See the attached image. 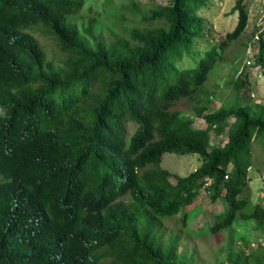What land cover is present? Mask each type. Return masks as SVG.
I'll return each instance as SVG.
<instances>
[{"label": "trees", "instance_id": "obj_1", "mask_svg": "<svg viewBox=\"0 0 264 264\" xmlns=\"http://www.w3.org/2000/svg\"><path fill=\"white\" fill-rule=\"evenodd\" d=\"M87 1L0 0V264H197L178 252L179 233L163 240L164 222L180 217L185 228V208L207 180L211 201L222 203L210 233L243 227L216 264H264V245L252 249L244 227L264 231V198L252 205L244 195L252 144L264 152V105L208 112L203 85L217 49L178 66L192 58L209 0L149 9L103 0L102 13L78 19ZM231 12L227 43L248 21L244 0ZM34 32L54 42L51 53ZM180 100L205 128L174 109ZM225 133L224 145L212 144ZM165 153L195 154L200 165L172 183Z\"/></svg>", "mask_w": 264, "mask_h": 264}, {"label": "rangeland", "instance_id": "obj_2", "mask_svg": "<svg viewBox=\"0 0 264 264\" xmlns=\"http://www.w3.org/2000/svg\"><path fill=\"white\" fill-rule=\"evenodd\" d=\"M127 1L111 0L112 4L117 6ZM137 1L148 9L156 5L165 6L169 2V0ZM235 1L209 0L206 8L199 10L198 15L204 21V31L195 38L190 56L192 58H184L178 64L181 68L194 67L198 60L205 56L206 52L213 49L219 50L218 57L203 85V89L211 94L213 100V106L208 112L218 109L220 106H230L236 103L264 105V69L257 62L259 54L264 57V50H261L259 45L260 39L264 41V23L259 26L261 25L260 21L264 22V4L262 0H244L248 13L247 26L235 41L227 43L224 37L235 27L237 22V13L231 12ZM102 3L103 0H88L78 19H92L95 17L96 11L102 13L104 9ZM258 27L263 31L261 35L259 34V40H255L254 37L259 32ZM33 34L46 48L48 54L54 50V42L49 37L38 32ZM222 42L227 43L225 48L218 49V45ZM248 47L254 53L252 57L254 65L252 67H255L256 70L245 67ZM239 84L242 87L238 91L236 86ZM174 109L181 113L184 119L192 117V104L186 100L178 101ZM193 120L196 118L194 117ZM198 125L201 128L206 127L205 122L200 119L197 120ZM127 127L130 134L136 125L128 123ZM226 140L227 133L220 137H214L212 144L224 145ZM257 142L264 144V137H258ZM252 149L254 150V157H256L255 167L248 169V189L244 195L248 197L252 205H255L262 203L264 198V152L258 144L254 143ZM160 165L161 168L168 170L173 175L170 181L174 183L176 175L182 177L190 174L199 167L200 161L195 154L179 156L165 153ZM221 210V201L212 202L209 194L202 189L194 202L185 208V212L190 215L186 227L180 228V217L178 216L175 219H167L164 222L166 231L163 234V240H167L174 233H179L181 240L178 252L183 251L184 254L192 255L197 264H216L218 260L225 261L227 253L239 246L234 237L238 236L236 231L241 232L240 228L243 227L237 226V229L233 227L217 234H211L208 229L213 224L216 214ZM206 226L207 229H205ZM244 227L247 229L245 232L251 236L250 247L252 249L257 248L258 240H261V244L264 245V238L261 239L264 231L256 230L255 225ZM246 252L247 250H244L245 254ZM225 264L230 263L225 262Z\"/></svg>", "mask_w": 264, "mask_h": 264}, {"label": "built area", "instance_id": "obj_3", "mask_svg": "<svg viewBox=\"0 0 264 264\" xmlns=\"http://www.w3.org/2000/svg\"><path fill=\"white\" fill-rule=\"evenodd\" d=\"M262 2L264 4V0H262ZM259 23L261 24L259 26H262V24L264 22L260 21ZM260 31H262V30H260ZM254 38H255V40H259V35L256 34ZM247 55H248V58L245 61V67L248 68V69L249 68H253V70H256L255 67H252L254 65V61H253V58H252L254 56V53L252 51H250L249 48L247 49ZM256 72H258V71H256Z\"/></svg>", "mask_w": 264, "mask_h": 264}, {"label": "clouds", "instance_id": "obj_4", "mask_svg": "<svg viewBox=\"0 0 264 264\" xmlns=\"http://www.w3.org/2000/svg\"><path fill=\"white\" fill-rule=\"evenodd\" d=\"M259 28V27H258ZM264 30V29H263ZM262 30V31H263ZM261 33V31H260V28H259V32L257 33L258 35ZM249 48V47H248ZM246 53H247V50H246ZM240 72H241V70H240ZM192 116V115H191ZM196 118V120H193V118ZM192 118V119H191ZM190 118V120H192L193 122H194V126H197V120H202L201 118H198V117H196V116H192ZM202 122H204L203 120H202ZM196 128H201V127H199V125L196 127ZM203 129V128H202ZM161 166V165H160ZM193 171H195V169L193 170ZM181 177V176H180ZM182 177H184V176H182ZM209 183H210V180H207L206 182H205V184H204V188H206L208 185H209ZM203 188V190H205L206 192H207V190L206 189H204ZM202 190V189H201Z\"/></svg>", "mask_w": 264, "mask_h": 264}]
</instances>
